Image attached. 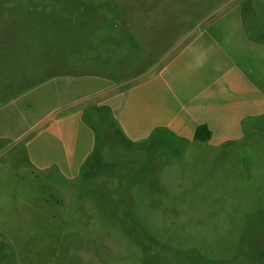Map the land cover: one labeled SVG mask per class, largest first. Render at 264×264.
<instances>
[{"label":"rangeland","instance_id":"374dc122","mask_svg":"<svg viewBox=\"0 0 264 264\" xmlns=\"http://www.w3.org/2000/svg\"><path fill=\"white\" fill-rule=\"evenodd\" d=\"M87 1L0 0V264H264V0Z\"/></svg>","mask_w":264,"mask_h":264},{"label":"trees","instance_id":"16d2710c","mask_svg":"<svg viewBox=\"0 0 264 264\" xmlns=\"http://www.w3.org/2000/svg\"><path fill=\"white\" fill-rule=\"evenodd\" d=\"M53 2H64L67 5H70L73 8L82 9L89 15H100V10H104L102 3H94L87 0H52ZM209 137L208 127L204 124L199 125L195 131V138L206 140ZM98 165V163H96Z\"/></svg>","mask_w":264,"mask_h":264}]
</instances>
